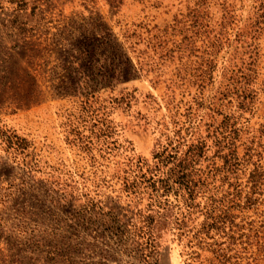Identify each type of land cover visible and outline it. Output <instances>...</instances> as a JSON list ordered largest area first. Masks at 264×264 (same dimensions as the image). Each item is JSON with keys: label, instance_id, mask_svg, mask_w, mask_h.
Segmentation results:
<instances>
[{"label": "rangeland", "instance_id": "obj_1", "mask_svg": "<svg viewBox=\"0 0 264 264\" xmlns=\"http://www.w3.org/2000/svg\"><path fill=\"white\" fill-rule=\"evenodd\" d=\"M0 264H264V0H0Z\"/></svg>", "mask_w": 264, "mask_h": 264}, {"label": "trees", "instance_id": "obj_2", "mask_svg": "<svg viewBox=\"0 0 264 264\" xmlns=\"http://www.w3.org/2000/svg\"><path fill=\"white\" fill-rule=\"evenodd\" d=\"M199 147L195 148V151H193V153L191 154H187L186 156H184L183 158H178L177 155H164L161 154L160 157L161 159H159V161H157V166H170V167H174L175 169L184 171L185 168H187L188 166H192L195 164V159H197L198 157H200L199 155ZM235 163H232V166H234ZM172 171V170H171ZM183 178V177H182ZM170 182V177H168ZM182 181V180H181ZM167 183V186H168ZM149 225L152 226V224L155 222L152 218H149Z\"/></svg>", "mask_w": 264, "mask_h": 264}]
</instances>
